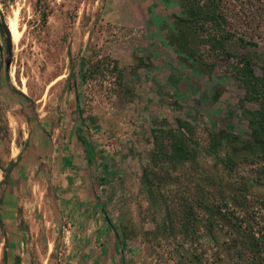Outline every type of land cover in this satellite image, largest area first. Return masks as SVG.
<instances>
[{
  "label": "rangeland",
  "instance_id": "1",
  "mask_svg": "<svg viewBox=\"0 0 264 264\" xmlns=\"http://www.w3.org/2000/svg\"><path fill=\"white\" fill-rule=\"evenodd\" d=\"M119 1L0 0V264H223L232 212L264 220V154L235 140L213 153L207 118L177 153L180 112H143L157 87L139 76L137 115L120 51L174 49L222 84L248 137L237 77L248 61L262 75L264 0H139V34Z\"/></svg>",
  "mask_w": 264,
  "mask_h": 264
},
{
  "label": "crops",
  "instance_id": "2",
  "mask_svg": "<svg viewBox=\"0 0 264 264\" xmlns=\"http://www.w3.org/2000/svg\"><path fill=\"white\" fill-rule=\"evenodd\" d=\"M140 5L139 0H120L118 3L119 13L123 16L122 21L130 24L134 29L137 28L135 30L138 31L137 34H139V22L144 20L139 12ZM120 51L123 52L127 69L124 80L130 86L137 87L138 97L132 109L137 112L138 116L139 109H141L139 106V76H141L157 87L153 95L155 99H152L156 105L142 109L143 112L155 110L163 112L164 115H169L173 111L180 112L179 114L172 113L173 119L187 122L191 128L194 119L207 118L211 129L215 131H225L229 135L241 133L234 124L233 105L225 101L221 93L217 92L222 84L208 82L199 71H192L183 62L176 61L172 57L174 49H139L136 47L135 49H120ZM144 53L157 55L155 61L153 58L151 64L143 63L141 55ZM229 121L232 124L230 130ZM73 191L71 194H74ZM65 212L70 211L66 209Z\"/></svg>",
  "mask_w": 264,
  "mask_h": 264
},
{
  "label": "trees",
  "instance_id": "3",
  "mask_svg": "<svg viewBox=\"0 0 264 264\" xmlns=\"http://www.w3.org/2000/svg\"><path fill=\"white\" fill-rule=\"evenodd\" d=\"M7 79V76L5 75ZM237 80L241 83L244 88V98L245 102L253 104L254 112L252 116L247 115L241 109V113L246 121L247 128L249 130L248 137H241L240 134L234 135V139H229L225 131H215L212 129L213 135H219V139L212 142L211 151L216 153L221 149V144L224 142L238 141L241 143H249L251 146H255L259 150L260 154H264V66L262 67V75L258 76L256 72L249 66V61L246 62L245 71L241 77H237ZM12 88L14 92H17L24 99L28 100V97L21 91L15 89L14 87L7 85ZM177 130L175 138H178L179 143L174 145L173 150L181 154V152H186L185 143L189 140L185 131L189 134L192 133V128L180 119H176ZM229 130L232 129V124L228 123ZM76 137L85 148L86 153L91 157L92 147L89 140L82 131L79 129L76 132ZM227 140V141H226ZM229 162H233V158L229 157L227 159ZM0 198V202L2 201ZM225 208L227 204L233 203L234 206L240 207L236 199H223ZM231 217L234 226L236 227L237 236L231 238L228 241L223 242V251L226 253V259L223 264H264V220L263 217L257 214H249L247 211L243 215L232 212ZM0 221H2L0 216ZM209 230V235L211 234ZM211 236V235H210ZM194 258L195 255H192Z\"/></svg>",
  "mask_w": 264,
  "mask_h": 264
},
{
  "label": "water",
  "instance_id": "4",
  "mask_svg": "<svg viewBox=\"0 0 264 264\" xmlns=\"http://www.w3.org/2000/svg\"><path fill=\"white\" fill-rule=\"evenodd\" d=\"M0 32L1 33L6 32L9 35V32L4 22V16L2 15V13H0Z\"/></svg>",
  "mask_w": 264,
  "mask_h": 264
}]
</instances>
